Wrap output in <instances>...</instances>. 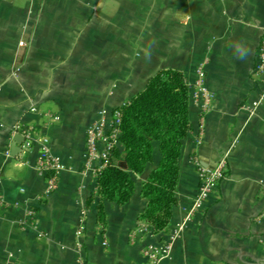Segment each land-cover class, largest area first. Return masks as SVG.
Returning a JSON list of instances; mask_svg holds the SVG:
<instances>
[{
  "label": "crops",
  "instance_id": "0c3cea01",
  "mask_svg": "<svg viewBox=\"0 0 264 264\" xmlns=\"http://www.w3.org/2000/svg\"><path fill=\"white\" fill-rule=\"evenodd\" d=\"M263 31L264 0H0V264H153L146 250L184 222L199 190L193 157L213 168L227 152L219 195L158 264H264V101L253 116L243 108L264 90L253 75ZM202 62L204 92L195 85ZM165 69L182 71L191 93L179 203L166 232L136 236L141 183L159 154L130 202L106 203L104 227L97 178L85 170L86 130ZM17 124L48 137L62 160L53 193L35 168L39 144L23 151ZM30 208L39 231L22 225Z\"/></svg>",
  "mask_w": 264,
  "mask_h": 264
},
{
  "label": "trees",
  "instance_id": "16d2710c",
  "mask_svg": "<svg viewBox=\"0 0 264 264\" xmlns=\"http://www.w3.org/2000/svg\"><path fill=\"white\" fill-rule=\"evenodd\" d=\"M190 97L184 73L165 69L153 76L129 103L118 108L121 145L111 150L106 167L97 176V216L104 227L108 218L106 203L130 202L138 189L137 176L146 173L159 154L157 163L141 183L147 205L140 218L156 234L169 229L179 203L183 142L192 125ZM121 162L127 167L121 166ZM93 200L91 197L88 203Z\"/></svg>",
  "mask_w": 264,
  "mask_h": 264
},
{
  "label": "built area",
  "instance_id": "2783aa9c",
  "mask_svg": "<svg viewBox=\"0 0 264 264\" xmlns=\"http://www.w3.org/2000/svg\"><path fill=\"white\" fill-rule=\"evenodd\" d=\"M205 66L206 63H200L196 68V87L200 92H204L205 88ZM253 75L258 81L264 83V31L261 42L257 50V61ZM264 101V90L261 97L252 103L245 104L243 108L248 111L250 116L256 114L257 109ZM204 110H209V105L206 103L203 106ZM120 121L121 113L118 109L108 114L102 110L99 113V118L88 126L86 130V147H85V170L91 172L96 178L98 173L104 169L109 161L111 150L115 146L121 145L120 136ZM203 127V125H201ZM14 132L19 133L23 137L22 150L28 151L34 148L37 144L40 146V154L36 162L35 168L38 173L45 176L48 181L47 194L53 193L58 188L60 174L65 169L62 160L55 156L50 149L49 139L46 136L38 135L34 127L26 128L17 124L14 127ZM200 141V140H199ZM10 156L9 151L5 152ZM227 156L221 159L219 164L213 168H205L201 166L197 157H193V162L198 167L200 175L199 190L194 198L193 206L186 215L183 223L179 224L176 229L168 233L167 239L161 246H150L146 250L147 256L153 264H158L162 258L169 256L174 242L181 236L186 227V222L191 221L199 212L203 211L209 199L215 195H219V184L227 176ZM51 173L50 176L47 175ZM7 203L3 194L0 192V216L6 211ZM24 228L40 230L37 212L30 208L26 217L22 220ZM41 234L43 232L41 231ZM148 234L153 235V228L143 223L134 230V235Z\"/></svg>",
  "mask_w": 264,
  "mask_h": 264
},
{
  "label": "clouds",
  "instance_id": "9594fccd",
  "mask_svg": "<svg viewBox=\"0 0 264 264\" xmlns=\"http://www.w3.org/2000/svg\"><path fill=\"white\" fill-rule=\"evenodd\" d=\"M236 54L240 58H244L247 55V49L240 43L236 45Z\"/></svg>",
  "mask_w": 264,
  "mask_h": 264
},
{
  "label": "water",
  "instance_id": "95a60500",
  "mask_svg": "<svg viewBox=\"0 0 264 264\" xmlns=\"http://www.w3.org/2000/svg\"><path fill=\"white\" fill-rule=\"evenodd\" d=\"M17 137H21V135L19 134V135H17ZM121 166H123V167H127V164L125 163V162H121Z\"/></svg>",
  "mask_w": 264,
  "mask_h": 264
}]
</instances>
